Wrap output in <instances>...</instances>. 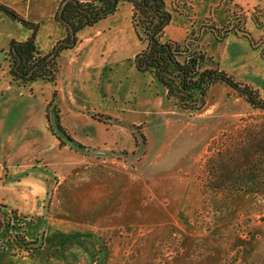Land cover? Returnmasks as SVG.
<instances>
[{
    "label": "rangeland",
    "instance_id": "374dc122",
    "mask_svg": "<svg viewBox=\"0 0 264 264\" xmlns=\"http://www.w3.org/2000/svg\"><path fill=\"white\" fill-rule=\"evenodd\" d=\"M162 1L171 14L164 41L183 42L194 28L204 68L264 97V0ZM0 13L1 75L7 35L26 26ZM142 48L135 34L104 57L123 60L101 68L102 79L82 74L68 86L83 108L62 112L56 95L43 100L22 119V140L0 144V264H264V195L241 191L224 203L206 167L244 142L263 113L225 83L209 88L202 109L178 108L153 73L135 67ZM59 64L55 78L66 86Z\"/></svg>",
    "mask_w": 264,
    "mask_h": 264
},
{
    "label": "trees",
    "instance_id": "16d2710c",
    "mask_svg": "<svg viewBox=\"0 0 264 264\" xmlns=\"http://www.w3.org/2000/svg\"><path fill=\"white\" fill-rule=\"evenodd\" d=\"M122 1L133 5L132 22L143 44L134 57L135 67L141 72L153 73L175 106L200 110L206 104L209 88L225 83L254 109L261 111L264 118V97L257 88L239 81L218 66L204 68L208 57L198 43L200 36L194 28L183 42L164 41L165 26L171 14L162 0H62L55 18L65 28L66 37L46 54L40 52L36 41L39 24L0 2V11L32 31L26 40L13 39L9 43L5 58L11 79L22 84L37 79L54 81L60 71L61 52L74 47L82 29L113 14ZM214 34L220 39L218 32ZM206 167L209 187L216 194L224 195V203L241 191L264 195V120L247 130L244 142L211 156ZM19 237L21 241L18 239V242L27 243L26 238ZM27 249L32 248L27 246Z\"/></svg>",
    "mask_w": 264,
    "mask_h": 264
},
{
    "label": "crops",
    "instance_id": "0c3cea01",
    "mask_svg": "<svg viewBox=\"0 0 264 264\" xmlns=\"http://www.w3.org/2000/svg\"><path fill=\"white\" fill-rule=\"evenodd\" d=\"M61 1L0 0L1 3L14 8L28 20L39 24L36 41L40 52L43 54L52 51L57 43L66 37L65 28L55 18ZM0 15L2 14L0 13ZM132 15L133 5L127 1H122L119 2L118 9L113 14L99 20L92 26L85 27L78 33L79 40L77 44L72 48L63 50L59 56V61L63 62L64 66H66L65 68H67V72L70 74V78L67 81L69 84H66V86L60 85L56 78L52 82H42L38 90H35V84L33 83L26 84V88L29 87L33 90L31 96L34 99H31L30 94L26 93L25 89L21 90L20 88H25L24 84H16L11 81L8 76V70H6V74H1L0 144L15 143L22 140L25 135L23 120L27 110L32 107H37V109L45 107V104L53 100L55 95L62 101V106H60L62 112L64 110H80L83 108L81 105H78L74 90L68 86L74 83V80H79L82 74L88 78L102 79L103 73L101 68L105 67L106 64H116L119 60H123V58L104 57L110 52L117 51V48L122 44L127 47L132 45V41H135V34L137 36V33L132 22ZM2 17L3 20L7 19L5 16ZM31 32L26 27L25 29H21V35L14 36V34H11L7 35L6 38L9 40V43L13 39L23 41L30 37ZM1 66L5 65L0 60ZM108 90L113 91L112 88ZM110 94L112 97L115 96L114 93L110 92ZM43 100L46 103L42 102ZM147 100L152 101V98H147ZM133 107L134 105H131L130 109L133 110ZM147 111L151 112V107ZM133 119L135 118L133 117ZM38 261L40 262H33L24 257L21 262L19 261V264H67V262H61L59 258L52 257L41 258ZM6 264H9V262H6Z\"/></svg>",
    "mask_w": 264,
    "mask_h": 264
},
{
    "label": "water",
    "instance_id": "95a60500",
    "mask_svg": "<svg viewBox=\"0 0 264 264\" xmlns=\"http://www.w3.org/2000/svg\"><path fill=\"white\" fill-rule=\"evenodd\" d=\"M58 120V119H57Z\"/></svg>",
    "mask_w": 264,
    "mask_h": 264
}]
</instances>
